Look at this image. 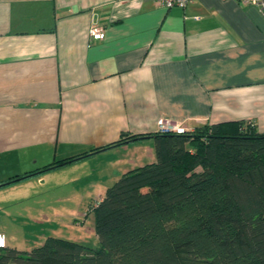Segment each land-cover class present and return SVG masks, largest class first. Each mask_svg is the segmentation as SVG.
Returning <instances> with one entry per match:
<instances>
[{
	"label": "crops",
	"instance_id": "crops-1",
	"mask_svg": "<svg viewBox=\"0 0 264 264\" xmlns=\"http://www.w3.org/2000/svg\"><path fill=\"white\" fill-rule=\"evenodd\" d=\"M94 24L105 28L103 40L91 38ZM160 117L192 128L252 120L264 132V14L257 6L0 0V161L18 159L0 169V190L125 133L155 134ZM103 155L115 157L109 179L116 180L156 160L154 139L57 168Z\"/></svg>",
	"mask_w": 264,
	"mask_h": 264
},
{
	"label": "trees",
	"instance_id": "trees-1",
	"mask_svg": "<svg viewBox=\"0 0 264 264\" xmlns=\"http://www.w3.org/2000/svg\"><path fill=\"white\" fill-rule=\"evenodd\" d=\"M146 138L156 160L123 173L90 205L98 247L48 236L30 251L0 245V264H264V132L252 120L125 133L8 183Z\"/></svg>",
	"mask_w": 264,
	"mask_h": 264
},
{
	"label": "rangeland",
	"instance_id": "rangeland-1",
	"mask_svg": "<svg viewBox=\"0 0 264 264\" xmlns=\"http://www.w3.org/2000/svg\"><path fill=\"white\" fill-rule=\"evenodd\" d=\"M114 158L93 156L62 170L52 168L39 178L27 179L21 186L13 182L3 187L0 245L30 251L48 236H55L98 247L96 218L90 205L118 180L109 179L116 170ZM17 160L8 156L0 161V169H11L9 164H16Z\"/></svg>",
	"mask_w": 264,
	"mask_h": 264
},
{
	"label": "built area",
	"instance_id": "built-area-1",
	"mask_svg": "<svg viewBox=\"0 0 264 264\" xmlns=\"http://www.w3.org/2000/svg\"><path fill=\"white\" fill-rule=\"evenodd\" d=\"M159 5L171 9L174 7L185 8L194 0H155ZM242 3L257 6L264 14V0H241ZM89 34L93 40H103L106 37L105 28L92 25ZM195 128L186 126L182 121L170 117H160L157 120V133L187 134L193 133Z\"/></svg>",
	"mask_w": 264,
	"mask_h": 264
}]
</instances>
